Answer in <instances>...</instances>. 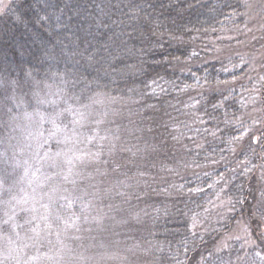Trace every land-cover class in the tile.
Returning a JSON list of instances; mask_svg holds the SVG:
<instances>
[{"label": "trees", "instance_id": "obj_1", "mask_svg": "<svg viewBox=\"0 0 264 264\" xmlns=\"http://www.w3.org/2000/svg\"><path fill=\"white\" fill-rule=\"evenodd\" d=\"M255 2L0 0V137L19 113L16 90L52 84L60 108L107 107L98 133L85 125L100 143L79 186L92 193L65 197L55 220L66 230L83 210L95 214L66 236L82 252L75 263L264 264V58L226 49L235 32L252 40ZM255 41L264 46V29ZM23 127L22 140L33 131ZM14 171L0 163V183ZM28 215L18 222L39 238ZM36 247L18 264H37Z\"/></svg>", "mask_w": 264, "mask_h": 264}, {"label": "rangeland", "instance_id": "obj_2", "mask_svg": "<svg viewBox=\"0 0 264 264\" xmlns=\"http://www.w3.org/2000/svg\"><path fill=\"white\" fill-rule=\"evenodd\" d=\"M252 21L255 24L248 30L253 31L252 40L247 41L250 38L243 39L235 32L233 43L235 47L228 45L226 49L245 51L260 60L264 58V46L259 48L254 39H258L264 29V0H256L254 3ZM228 38L233 41V37ZM62 96H64L62 89L43 83L30 92L16 90L12 97L14 108H17L19 113L9 115L7 122L10 120L12 125L6 138L0 137V163L15 170L9 175L10 178L13 176L14 180L8 178L11 181H6L8 184L0 183V262L7 260L18 264V260L22 261L21 258L27 255V249L31 245L36 247V239L42 241L41 245L44 243L33 250L34 257L31 263L38 261L37 264H50L48 261L50 259L77 264L75 262L82 254L80 249L71 246V239L66 236L81 233L82 231L78 229L84 226V222L90 224L95 214L83 210L84 213L73 216L79 213L80 208L68 210V214L73 217L71 225L66 230H61L62 221L56 224L55 220L57 214L58 217H63L66 208L65 197H76L74 200L81 198L82 201L85 196L92 193L91 190L84 191L79 186L80 182L85 183L88 174L95 171L99 155L95 147L96 140L97 146L100 143L96 135L88 130L90 127L86 129L85 125L91 123L89 125L95 126L92 129L97 128L98 133L97 115L100 109L106 110L107 107L102 100H100L102 105L93 102L97 99L95 98L90 99L85 108H74L75 113H72L65 107L60 108L64 100ZM50 106L52 108L48 112ZM38 109H47V112L46 114L41 110L38 112ZM91 117L92 120H89ZM48 118L51 119V124H47ZM105 120L107 123L109 118ZM52 124L54 129L50 133L47 125ZM24 125H33V131L22 140L21 137L25 135ZM13 129L16 135L12 136L10 132ZM101 137L103 139L105 136ZM95 202L93 208L97 206ZM90 207L92 208V205ZM11 211L16 213V216L11 217ZM20 212H28V220L41 223L38 224L41 232L39 238L32 236L30 228L25 229L20 225L18 222ZM101 220L100 222H103V219ZM48 224L52 225L50 233L47 232ZM21 227L25 230L19 233ZM61 231L63 233H60ZM235 234L237 238L243 237L244 227H238ZM75 243L78 247V242ZM90 250L87 255H90L89 259L93 262L96 257L90 254ZM96 250L104 249L97 247ZM96 261V264H99V261Z\"/></svg>", "mask_w": 264, "mask_h": 264}]
</instances>
